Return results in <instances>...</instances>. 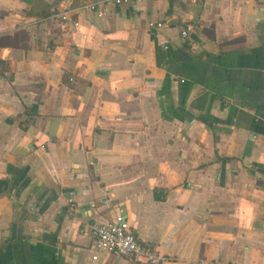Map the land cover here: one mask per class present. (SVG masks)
I'll list each match as a JSON object with an SVG mask.
<instances>
[{
	"label": "crops",
	"instance_id": "crops-1",
	"mask_svg": "<svg viewBox=\"0 0 264 264\" xmlns=\"http://www.w3.org/2000/svg\"><path fill=\"white\" fill-rule=\"evenodd\" d=\"M33 1L0 0V264H136L116 214L162 264H264V0Z\"/></svg>",
	"mask_w": 264,
	"mask_h": 264
},
{
	"label": "built area",
	"instance_id": "built-area-1",
	"mask_svg": "<svg viewBox=\"0 0 264 264\" xmlns=\"http://www.w3.org/2000/svg\"><path fill=\"white\" fill-rule=\"evenodd\" d=\"M139 1L142 0H97L82 7L102 15L106 5L131 4ZM66 12L52 13L50 16L60 19L64 24L67 18ZM159 25L160 23H157V26ZM149 26L153 27L154 23L150 22ZM186 33L187 29L181 30L183 36ZM90 231L94 237L97 252L109 253L117 257H127L136 264H162L164 260L157 250L138 241L128 221L121 214H116L113 218L103 222L92 223ZM96 258L97 255L92 256V259Z\"/></svg>",
	"mask_w": 264,
	"mask_h": 264
},
{
	"label": "trees",
	"instance_id": "trees-1",
	"mask_svg": "<svg viewBox=\"0 0 264 264\" xmlns=\"http://www.w3.org/2000/svg\"><path fill=\"white\" fill-rule=\"evenodd\" d=\"M55 0H34L32 7L29 9L28 13L31 15L38 16H48L52 13V6Z\"/></svg>",
	"mask_w": 264,
	"mask_h": 264
}]
</instances>
